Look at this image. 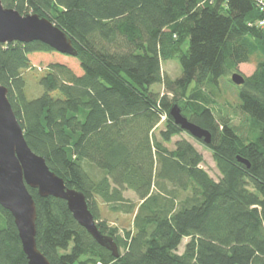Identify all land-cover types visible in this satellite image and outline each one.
Instances as JSON below:
<instances>
[{"label":"trees","instance_id":"obj_1","mask_svg":"<svg viewBox=\"0 0 264 264\" xmlns=\"http://www.w3.org/2000/svg\"><path fill=\"white\" fill-rule=\"evenodd\" d=\"M2 3L22 15L48 18L77 50L82 74L51 63L40 80L43 93L29 99L30 55L55 50L39 41L0 44V84L8 89L29 147L69 188L84 194L98 229L120 251L116 258L100 246L64 200L29 188L37 207V247L51 264H264L260 0ZM253 56L256 69L244 76L235 109L248 124L239 128L212 107L220 78L239 73ZM169 60L181 67L175 79L162 69ZM156 85L164 91H154ZM175 105L211 132L206 146L219 180L202 167L204 156L187 139L174 149L165 145L186 132L171 117ZM127 190L137 203L125 198ZM101 203L132 215V228L120 233L102 220ZM184 239L189 241L179 253ZM0 264H29L14 218L1 206Z\"/></svg>","mask_w":264,"mask_h":264},{"label":"water","instance_id":"obj_2","mask_svg":"<svg viewBox=\"0 0 264 264\" xmlns=\"http://www.w3.org/2000/svg\"><path fill=\"white\" fill-rule=\"evenodd\" d=\"M34 41L62 54L73 57L78 54L71 38L48 18L37 14L22 15L15 9L4 7L0 0V44ZM231 80L237 86L245 82L239 73H234ZM170 114L174 123L194 139L202 140L206 145L212 142L211 132L189 121L178 105L171 109ZM239 161L249 166L244 159ZM29 188L37 190L41 197L64 200L79 225L114 257L120 256L114 239L98 229L84 194L69 188L49 168L46 160L29 147L9 101L8 89L0 84V206L14 218L28 263L51 264L37 247V207Z\"/></svg>","mask_w":264,"mask_h":264},{"label":"rangeland","instance_id":"obj_3","mask_svg":"<svg viewBox=\"0 0 264 264\" xmlns=\"http://www.w3.org/2000/svg\"><path fill=\"white\" fill-rule=\"evenodd\" d=\"M30 60L33 65V69L26 72L25 77L27 79V96L29 99L38 97L43 93V88L40 84V80L42 76L45 74L49 64L51 63H62L69 66L76 74H82L81 68H79L80 64L78 60L72 56L62 54L56 51L50 53H34L30 55ZM258 57L253 56L251 61L247 64H244L240 67L239 74L242 76H250L257 64ZM162 69L165 75L169 76L172 79L177 78L181 74V67L177 60H169L164 62L162 65ZM153 90L156 92H163L164 87L162 85H156L153 87ZM240 90L241 86L235 85L230 76H223L219 80V91L220 97L214 99L217 104L212 107L214 113L219 116L228 115L231 118V123L239 128H246L247 126V118L244 114H242L239 110H235L241 104L240 98ZM164 129V124H160L158 129L155 132L157 138H159V131ZM160 139V138H159ZM180 139H187L190 141L195 148L204 156L205 162L202 167L213 177L215 180H219L221 178V174L216 167V163L213 159L212 152L209 148H207L206 144L194 139L188 133H182L179 136L173 138L171 143H166L165 145L169 149L175 148V142ZM124 196L129 202H138L139 199L135 193L132 191H125ZM100 212L102 220H105L112 227H118L120 233H123L125 229L132 228V215L126 214L123 211H112L110 206L105 205L103 203L100 204ZM189 241V239H184L182 245L179 248V253L184 251L185 244Z\"/></svg>","mask_w":264,"mask_h":264},{"label":"built area","instance_id":"obj_4","mask_svg":"<svg viewBox=\"0 0 264 264\" xmlns=\"http://www.w3.org/2000/svg\"><path fill=\"white\" fill-rule=\"evenodd\" d=\"M260 3L263 6V9L262 10L264 11V5H263L264 4V0H260ZM259 25L260 26H264V19L259 22Z\"/></svg>","mask_w":264,"mask_h":264},{"label":"crops","instance_id":"obj_5","mask_svg":"<svg viewBox=\"0 0 264 264\" xmlns=\"http://www.w3.org/2000/svg\"><path fill=\"white\" fill-rule=\"evenodd\" d=\"M244 64H247V63H243V64H241L240 67H242ZM240 67H239V69H240ZM255 69H256V67H255ZM255 69H254V71H255ZM254 71H253V72H254ZM252 74H253V73H252ZM252 74H251V75H252ZM251 75H250V76H251ZM248 77H249V76H248Z\"/></svg>","mask_w":264,"mask_h":264}]
</instances>
